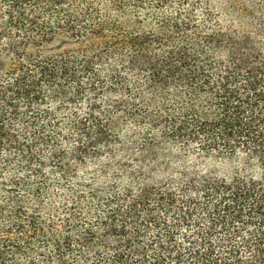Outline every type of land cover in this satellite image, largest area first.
<instances>
[{
	"label": "trees",
	"instance_id": "trees-1",
	"mask_svg": "<svg viewBox=\"0 0 264 264\" xmlns=\"http://www.w3.org/2000/svg\"><path fill=\"white\" fill-rule=\"evenodd\" d=\"M0 264H264V0H0Z\"/></svg>",
	"mask_w": 264,
	"mask_h": 264
},
{
	"label": "rangeland",
	"instance_id": "rangeland-1",
	"mask_svg": "<svg viewBox=\"0 0 264 264\" xmlns=\"http://www.w3.org/2000/svg\"><path fill=\"white\" fill-rule=\"evenodd\" d=\"M215 1H223V0H215ZM239 5H246L248 3L249 0H235ZM57 44L54 43L53 45L50 46V48L55 47ZM231 165H223L221 166L219 169L223 170L226 168H229ZM95 171H99L97 164L95 165L93 164H89L87 165L86 169H82V171L79 173V179L80 180H84V181H88V179L90 178H95L97 179V175L94 174ZM110 175V174H109ZM100 178V176H99Z\"/></svg>",
	"mask_w": 264,
	"mask_h": 264
}]
</instances>
